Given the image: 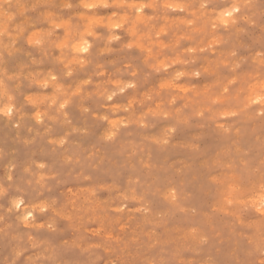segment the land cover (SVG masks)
<instances>
[{"label": "clouds", "instance_id": "clouds-1", "mask_svg": "<svg viewBox=\"0 0 264 264\" xmlns=\"http://www.w3.org/2000/svg\"><path fill=\"white\" fill-rule=\"evenodd\" d=\"M0 264H264V0H0Z\"/></svg>", "mask_w": 264, "mask_h": 264}]
</instances>
